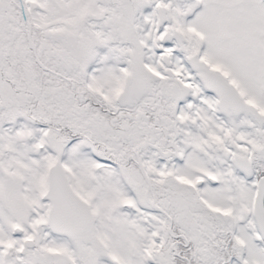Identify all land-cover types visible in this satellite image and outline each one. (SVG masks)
<instances>
[{"label":"snow or ice","instance_id":"6c2138e0","mask_svg":"<svg viewBox=\"0 0 264 264\" xmlns=\"http://www.w3.org/2000/svg\"><path fill=\"white\" fill-rule=\"evenodd\" d=\"M0 264H264V0H0Z\"/></svg>","mask_w":264,"mask_h":264}]
</instances>
